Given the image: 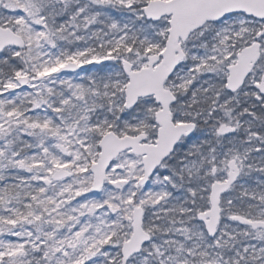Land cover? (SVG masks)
<instances>
[{
    "label": "snow or ice",
    "instance_id": "snow-or-ice-1",
    "mask_svg": "<svg viewBox=\"0 0 264 264\" xmlns=\"http://www.w3.org/2000/svg\"><path fill=\"white\" fill-rule=\"evenodd\" d=\"M0 264H264V0H0Z\"/></svg>",
    "mask_w": 264,
    "mask_h": 264
}]
</instances>
